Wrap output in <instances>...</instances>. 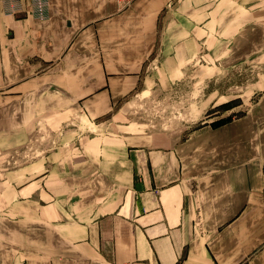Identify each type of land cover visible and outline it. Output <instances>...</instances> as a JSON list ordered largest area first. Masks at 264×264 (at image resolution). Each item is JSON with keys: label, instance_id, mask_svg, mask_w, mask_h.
I'll return each instance as SVG.
<instances>
[{"label": "crops", "instance_id": "obj_1", "mask_svg": "<svg viewBox=\"0 0 264 264\" xmlns=\"http://www.w3.org/2000/svg\"><path fill=\"white\" fill-rule=\"evenodd\" d=\"M247 57L264 0L0 10V264H264V71L242 112L184 135L125 114Z\"/></svg>", "mask_w": 264, "mask_h": 264}, {"label": "rangeland", "instance_id": "obj_2", "mask_svg": "<svg viewBox=\"0 0 264 264\" xmlns=\"http://www.w3.org/2000/svg\"><path fill=\"white\" fill-rule=\"evenodd\" d=\"M244 62L233 72L204 79L182 74L163 91L152 85L148 92L135 93L126 108L128 125L133 131L175 130L184 135L242 112L257 94L255 80L264 71V57Z\"/></svg>", "mask_w": 264, "mask_h": 264}, {"label": "built area", "instance_id": "obj_3", "mask_svg": "<svg viewBox=\"0 0 264 264\" xmlns=\"http://www.w3.org/2000/svg\"><path fill=\"white\" fill-rule=\"evenodd\" d=\"M49 0H0V10L7 15H16L27 6L29 14L37 21H45L48 18ZM134 0H116L120 7L130 5Z\"/></svg>", "mask_w": 264, "mask_h": 264}]
</instances>
